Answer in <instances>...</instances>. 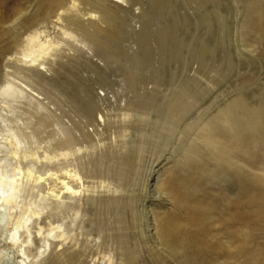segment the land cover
Instances as JSON below:
<instances>
[{
    "label": "rangeland",
    "instance_id": "rangeland-1",
    "mask_svg": "<svg viewBox=\"0 0 264 264\" xmlns=\"http://www.w3.org/2000/svg\"><path fill=\"white\" fill-rule=\"evenodd\" d=\"M112 1L0 0V180H6L4 172L9 174L10 169L25 168L19 187L0 203V264H21V244L5 243H10V230L23 222L34 202V210L41 214L33 216L34 242L26 250L32 264L55 233L58 236L37 264H66L61 257L64 248L73 253L67 255L71 264H264V34L259 27H240L256 22L251 11L255 3L124 0L117 9ZM107 6L118 18L117 28H111L106 39L80 28L91 12L102 13ZM161 6L167 10L159 12ZM65 30L75 38L64 34ZM33 35L42 42L58 41V48L40 47L30 41ZM112 52L114 57H109ZM44 57L45 68L37 64ZM97 93L105 96L94 97L101 104L94 111L83 95ZM235 99L247 106L240 114H249L257 105L263 118L254 121L258 122L254 130L243 129L240 135L229 128L216 129L224 156L213 159L207 150L211 129L206 123H223L219 110ZM70 102L80 107L78 118L86 115V129H80L90 131L91 142L81 130V137L74 131L75 141L69 139L73 135L67 132L74 127L67 118L77 119ZM121 105L131 117L127 129L130 178L117 186L116 207L105 210L100 206L92 215L80 214L84 199L72 202L59 193V182L53 186L48 177L66 174L59 152L65 144L69 148L70 143L83 140L85 148L103 147L96 135L102 128L101 137L110 141L105 146L112 150L120 122L111 116L109 122L104 121L98 114ZM164 113L176 117L178 123L171 120L167 125L171 128H157L158 133L152 122ZM191 122L194 129L184 133ZM198 124L203 128L197 133ZM142 130L145 144L139 152ZM236 138L241 141L236 144L240 151H233L228 142ZM188 146L199 153L185 155ZM114 153L119 157L122 151ZM237 167L243 181L236 175ZM85 181L102 187L99 176ZM43 185L53 186L56 194L30 196L31 190ZM167 217L184 233L201 237L203 243L196 246L175 239L178 243L172 247L161 242L156 224ZM101 219H107L106 228L112 229L114 239L121 235L123 243L96 244L99 233L104 236ZM19 229L29 236V230Z\"/></svg>",
    "mask_w": 264,
    "mask_h": 264
},
{
    "label": "bare ground",
    "instance_id": "bare-ground-1",
    "mask_svg": "<svg viewBox=\"0 0 264 264\" xmlns=\"http://www.w3.org/2000/svg\"><path fill=\"white\" fill-rule=\"evenodd\" d=\"M61 1H63V0H61ZM74 1H76V0H73V2ZM209 1L210 0H203L204 3H207ZM121 2H124V0H120V1L115 0V1H112L110 4L113 7L120 9L122 7ZM252 3H255V5H256V6L254 5L255 6L254 9L251 10L256 15V22H254L252 24L250 22H248V23L244 22V23H241L240 27L246 28V27L252 26V28L256 27L257 29L259 27V32H262L264 34V0H248L246 4L251 5ZM112 9L113 8H111L110 6H107L104 9L105 11H103L102 13L91 12L90 13L91 15H89L85 20L82 19L83 23L79 24L80 28L82 30H86L88 32L90 31V32H95L96 34H103L102 36L105 37L104 39H106L107 38L106 35L112 34V33H109V32H112L111 28H114L113 31L115 30V28H117V26L115 25V22H116L115 20H117L118 15ZM165 9L167 10V7L161 6L159 9L160 10L159 12H163V10H165ZM215 14L220 15V12L216 11ZM60 16L61 15H58L57 19H59ZM134 16H136V15H134ZM134 16L131 17L133 20H134ZM63 33L75 38V34H73L71 32H67L65 30ZM156 33H157V30H156ZM129 38L132 39L133 37L129 36ZM163 38H165V36ZM29 39H30V41H35L40 47L47 46L49 48V50H54V49L58 48V45H57L58 41L47 39L44 42H42V41H40L38 36H34V35L31 36ZM167 40H169V38H166V41ZM86 43H87V41H86ZM109 43L112 44V41ZM171 43H173V42H171ZM171 43H170V45H171ZM145 48H146V45H145ZM145 48L143 47V49H145ZM144 52H146V51H144ZM114 54H115L114 52L108 53V56L114 57ZM45 59H46L45 57L42 58V61L38 62L37 64L40 66H44V68H45V66L47 65V62ZM31 62L36 64L34 61H31ZM42 72L43 71H41V69L38 70V73H40V76H41ZM102 90H103V92H105L104 89H102ZM83 96L84 97L86 96L87 101H90L91 104L94 105V111H96V108L101 106V104L98 103L94 97L97 96V97H100V99H102L105 96V93L103 95H99V93H97V95L84 94ZM92 98H94V100ZM232 101H234V102L229 104L231 106H225L224 108L219 110L221 112L222 116L224 115L221 118V121L223 123H221L220 120L219 121L213 120L212 122L206 123L208 128L211 129V134L208 133V137H206V141L210 142V146L207 147V150H209V154L212 156L211 158H213V159H222L224 156V154L220 150L222 144L216 138L217 137L216 129H218L220 127H221L220 129H222V127L226 128V129L229 128L230 130L233 131V134L240 135V132L243 129L254 130L253 125L258 123V122L255 123L254 121L263 118V115L261 114V111H263V110H260L259 106L253 105L251 112L249 114L244 115V114H240V113H243L245 110H247V106L243 103V101L240 99H237V100L235 99ZM232 104H234V105H232ZM72 107H74V108L69 107L70 111L72 112L74 117H76L77 119H75L73 117H72V119H70L69 117L67 118L70 122H72V125L74 127L73 130L70 128L71 130H69L67 132V134L73 135L72 138H74V140L69 137L71 142L75 141V135H77V133L81 130L80 128H85V125H86L83 122L86 115L84 116L81 113V116L84 118L83 119L78 118L80 115V111H81L80 107L79 106L75 107L73 104H72ZM104 107H106V106H104ZM73 109H75L76 113H74ZM180 110H183V113L185 112V109H183V108ZM66 112H68V111H65V110L63 111L64 114H67ZM109 112L108 111L103 112L101 110L100 114H98V115H100V117H101L100 119H104V121H105V119H107V121H108V119H110V116H111V118L113 120H117L120 122V124H118V132L116 131V133H118L117 134L118 140L116 143H114L110 146V148L112 150H109L105 146V144L107 142H110V141H108V140L104 141V138L101 137L103 134V128L98 131V134H96L99 136V142L101 143V146H103V147L94 145V146L85 148L82 145L83 140H80L79 143H77V142L74 144L70 143L69 148H68L67 144L64 145V143H63L64 146L61 149H59L60 155L64 157L63 160H61L60 165L63 164L62 170H66V174L65 175H60V174L56 175V174L52 173L48 177V181L51 182L50 184H53V186H56V184H58V182H59V193L60 194L61 193L66 194L67 197L72 200V202L80 201V200L84 199L85 204H82L79 208L80 214H83V215H90V214L92 215L93 212L96 211L95 207H98L100 209V208H102L100 206H103L104 208H102V209H105V210H108L112 207H116L118 205L116 195H118V193L120 194V190L118 189L117 186H120V185L123 186L124 184H126L127 182L125 180L128 179V175L130 174V172H129L130 168L127 167L128 164L130 163V161L128 160V155H127V151L129 150L128 141H130L129 140L130 133L127 132V129L130 130V124L128 121L131 118L130 114L128 113V108H126L125 105H121L119 107H112V110ZM178 112H180V111H178ZM33 113H35V112H33ZM139 114H140L142 119L146 118V122L149 120L148 117L145 115V113L142 112V110ZM233 117H238V120L233 119ZM68 120H66V121H68ZM171 120H174L175 122L178 123V121L176 120V117L171 116L170 113L169 114L164 113V115L161 118H158L155 122H152V123H154V126L152 128L155 127L154 128L155 131H157V128H159V131H161L162 128L169 129L171 127H169L167 125L171 124ZM225 123H227L228 125H225ZM100 125H102V123ZM114 125L116 126V124H114ZM191 125H193V122L186 124L184 129H183V132L184 133L192 132L191 130L194 129L193 128L194 126L191 127ZM196 128H197L196 132L198 133V131L203 127L199 128V124H198L196 126ZM74 131L77 132L75 135L73 134V133H75ZM62 132L64 133L63 130H62ZM81 132L86 138H88V139L90 138L89 139L90 141L87 140L88 142L92 141L90 131L81 130ZM196 132H195V135H196ZM145 134L146 133L143 132V130H142L141 136L140 137L138 136L139 141H141L140 145L143 143L141 145V147L139 148V152H142V150H143L142 148L145 144V140H144ZM152 135H153V133H152ZM64 136H67V135L64 134ZM77 136L78 137L80 136L79 133ZM157 136H158V134H157ZM157 136H156V132H155L154 137H157ZM112 141H113V138H112ZM153 142H155V141H153ZM228 142L230 143V146L233 145V148H232L233 151H240L239 148L236 146V144L238 142H241L239 139L236 138L233 141H228ZM101 148H102V150H101ZM119 149L122 151V154H120L119 157H115L114 151H117V150L119 151ZM186 149H187V153L185 155H187V156L188 155L189 156H195L196 153H199V151L197 149H194V147L191 148L190 146H188ZM69 152L72 154L73 158H68ZM241 154H242V151H241ZM237 159L238 158H235V160H237ZM68 168H70V169H68ZM24 170H25V168L20 166L19 168L10 169L9 174H7V172H4L6 180L5 181L0 180V203H1V205H3L4 201L7 199L8 195H9L8 193L19 187V186H17V183L19 181H21L20 174ZM49 170H47V171H49ZM235 170L237 171L236 175L239 176L238 177L239 181H243L244 179L241 177V174L243 172L241 171V169L237 167ZM28 173H30V171H28ZM103 174H106V175L104 176ZM42 175H46V171H44L42 173ZM52 175H53V177H51ZM98 176L100 178V184L102 183L101 184L102 187H100L99 184H96V182L89 181L91 183V184H89V182L87 183V181H85L86 179L89 180L90 177L96 178ZM104 178H108V182H101V180ZM129 178H130V175H129ZM51 179H53V181H51ZM57 179H59L60 181H58ZM254 181H255V179H254ZM254 181L252 180L251 184H253ZM53 186L43 185L42 188H38V189L36 188L34 190H31L30 196L42 197V194L54 196L56 194V192L53 191ZM103 187H105V188L108 187V188L104 189ZM38 192H40V193H38ZM194 201L196 202V199H194ZM36 206H37V204L35 205V202L32 203V205L30 206V209L28 211H26V213H25L26 215H25L23 222H21V224L19 223L18 225L13 226L12 229L10 230L9 237H8L10 243H5L6 246H8L9 244H16V243L21 244L20 253L23 256V258L21 259V262H20L21 264H32L31 260H29V257L26 254V250H27V247L29 246V244L34 242L33 231L31 230L33 228L34 223H35V221H34L35 219H33V216L34 215L39 216L41 214V211L37 212L34 210V207H36ZM193 208H196V206H194ZM196 213L197 212H195L192 215L193 218H195L194 216H197ZM106 220L107 219H105V220L101 219L99 221L100 232L104 233V236H101L99 233V236H97L96 244H98V243H104V244L110 243L111 244V242L114 243L115 240H117V244L123 243L124 238H122L121 235L118 236L116 239H114L112 237L113 236L111 233L112 229L106 228V224H107ZM90 221L94 222L95 219L91 217ZM101 223H102V225H101ZM115 226L118 229L120 226V222H117ZM156 226H157L158 230L160 231L161 242L164 241L167 245H170L172 247H174V245H173L174 243H178V241H176L175 239L179 240L180 242H184L186 240L190 244L192 242H194V245H196V246L203 243L201 237H199V238H197V236L191 237L189 234L184 233L181 230L182 229L181 226L176 225L168 217L166 218V221H164L163 219H160V224H159V220H158ZM19 228H21L23 230L24 229L29 230V236L26 238L24 236V233ZM174 232H176V235L173 236ZM57 236H58V234L55 233L51 236L50 239H48L46 241V243L42 247V250L40 251V256L48 252V250L50 249V246L53 242V239H55ZM67 255L72 256L73 253L70 252L68 249L64 248L63 251L61 252V257L66 262V264H71L72 259L70 257H67ZM40 256H39V258H40ZM39 258L37 259L35 264L38 263ZM108 259L111 260V257L109 256ZM55 264H57V263H55Z\"/></svg>",
    "mask_w": 264,
    "mask_h": 264
}]
</instances>
